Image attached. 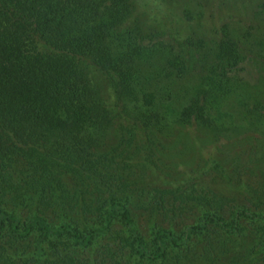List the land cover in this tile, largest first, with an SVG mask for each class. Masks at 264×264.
<instances>
[{"label":"trees","instance_id":"1","mask_svg":"<svg viewBox=\"0 0 264 264\" xmlns=\"http://www.w3.org/2000/svg\"><path fill=\"white\" fill-rule=\"evenodd\" d=\"M169 5L0 0V264H264L263 183L238 182L223 142L252 132L254 156L264 143V98L246 103L233 75L251 54L264 62V41L251 26L178 24ZM225 105L247 123L232 127ZM170 124L202 137L197 159L159 179L154 134Z\"/></svg>","mask_w":264,"mask_h":264},{"label":"rangeland","instance_id":"2","mask_svg":"<svg viewBox=\"0 0 264 264\" xmlns=\"http://www.w3.org/2000/svg\"><path fill=\"white\" fill-rule=\"evenodd\" d=\"M169 3L171 5L167 8L166 14L170 20L177 18L178 24L186 22L185 15H187L191 17V20L188 21L190 28L203 29L204 31L212 26H219V23L223 21L237 30L238 33H241L248 26H251L249 30L252 35L249 37V41L254 43L257 48H259L257 43L264 41V0H169ZM183 9L186 10V13L183 12ZM250 56L253 59L255 58V62L247 66L246 69L233 73L237 77L239 87H241L240 96L246 103L264 98V95L261 94L264 88V62H261L259 55L253 56L251 54ZM175 95L179 96L176 92ZM171 110L172 107L170 105L166 114L169 115ZM223 110H228L231 119L234 121L232 123L235 124L232 127H241L249 119V116L242 108L240 111H236V109L229 108L225 105ZM242 133L244 134L242 135ZM168 134L170 136H167L164 132L155 133L154 138L156 144H153V159L154 164L157 166L154 169L159 179L166 178L167 180L179 175L183 165H189L193 158L197 159V145L202 137L195 127H177L173 124L169 125ZM252 134V132L246 131L239 133L238 131L234 133L233 131H228L227 139L223 141L225 145L229 146V153L226 160H230L228 162L235 168L233 160L237 159L236 170L239 173L237 177L238 182H247L251 185H259L262 182L264 185V167L261 164L264 159V143H258L260 149H258L259 151L255 156L248 153V147L254 142L250 138ZM109 137L111 142L103 149H107L116 144L117 137L115 129L111 128ZM221 151L223 154H226L225 148H221ZM237 152L239 153L236 154ZM256 159L260 160L255 161ZM133 163L134 166L137 164L132 169V174L137 179L142 177V182L150 179L148 175L151 173V170L148 168L149 165L140 160H136V158L131 160V164ZM209 175L212 178L219 176L220 173L211 171ZM201 178L198 181L205 185L204 183L208 182V177ZM263 185L260 186L264 187ZM128 207L133 219H135V223L144 229V218L136 213L131 204ZM189 220L190 218L184 219L183 224ZM175 229H178V226ZM13 257L16 261L19 259V255Z\"/></svg>","mask_w":264,"mask_h":264}]
</instances>
